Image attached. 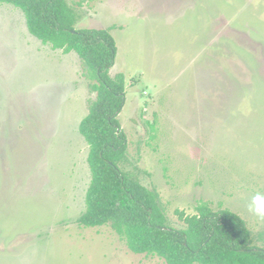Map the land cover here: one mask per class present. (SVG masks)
I'll return each mask as SVG.
<instances>
[{
  "label": "rangeland",
  "instance_id": "374dc122",
  "mask_svg": "<svg viewBox=\"0 0 264 264\" xmlns=\"http://www.w3.org/2000/svg\"><path fill=\"white\" fill-rule=\"evenodd\" d=\"M66 1L75 28H111L130 169L170 224L205 201L264 246V220L247 209L264 195V0ZM0 26V264H166L108 225L77 224L90 180L77 125L95 80L74 51L26 49L40 41L12 4L0 2Z\"/></svg>",
  "mask_w": 264,
  "mask_h": 264
},
{
  "label": "trees",
  "instance_id": "16d2710c",
  "mask_svg": "<svg viewBox=\"0 0 264 264\" xmlns=\"http://www.w3.org/2000/svg\"><path fill=\"white\" fill-rule=\"evenodd\" d=\"M20 9L30 34L52 49L74 51L83 75L96 92L78 131L88 145L90 180L85 210L76 218L84 227L110 226L128 249L156 255L166 264H264L263 234L245 220L205 201L194 213L176 209L183 226L170 224L159 193L141 183L140 170L127 156L126 135L118 121L125 101L124 75H110L116 43L108 28H75L78 16L66 0H0Z\"/></svg>",
  "mask_w": 264,
  "mask_h": 264
},
{
  "label": "clouds",
  "instance_id": "9594fccd",
  "mask_svg": "<svg viewBox=\"0 0 264 264\" xmlns=\"http://www.w3.org/2000/svg\"><path fill=\"white\" fill-rule=\"evenodd\" d=\"M247 209L256 217L264 220V195L256 194L247 204Z\"/></svg>",
  "mask_w": 264,
  "mask_h": 264
},
{
  "label": "crops",
  "instance_id": "0c3cea01",
  "mask_svg": "<svg viewBox=\"0 0 264 264\" xmlns=\"http://www.w3.org/2000/svg\"><path fill=\"white\" fill-rule=\"evenodd\" d=\"M25 25H26V21H25ZM26 28H27V27H26ZM0 29H1V26H0ZM27 30H28V29H27ZM24 39H25V38H24ZM30 39H31V38H30ZM0 40H1V38H0ZM25 40H26V39H25ZM38 40H39V39H38ZM39 41H40V40H39ZM38 43L43 44L41 41H40V42H33V41L30 40V46H31V48H30V47L27 48V44H25L26 49H30V50H32V53H35V52L41 51V49H40V50H37V49H38V48H37V44H38ZM43 45H45V44H43ZM16 49H17L18 51L21 50V49H19V48H16ZM26 49H23V50H26ZM51 49H52V48H51ZM53 50H57V49H53ZM60 50H61V49H60ZM61 51H62V50H61ZM62 53H63L64 55L61 54L60 56H65V54H69V53H71V52H69V53H65V52L62 51ZM19 61H21V62H25L22 58H21ZM19 61H18V62H19ZM21 62H20V63H21ZM20 63H19V64H20ZM19 64H18V66H19ZM9 67H10V66H9ZM14 67H17V66L14 65ZM10 68H11V67H10ZM20 68H21V70H22V68L25 69V70H27V66H25V65L22 66V67H21V65H20ZM21 72H22V71H21ZM76 86H77V85H75V87H76ZM86 114H87V113H86ZM83 117H84V116H83ZM83 117H82V118H83ZM82 118H81V119H82ZM81 119H80V121H81ZM80 121H79V123H80ZM79 123H78V125H79ZM78 125H77V131H78ZM78 132H79V131H78ZM71 134H72V133H71ZM80 135H81V134H80ZM73 136H74V135H73ZM81 137H82V135H81ZM82 138H83V137H82Z\"/></svg>",
  "mask_w": 264,
  "mask_h": 264
}]
</instances>
